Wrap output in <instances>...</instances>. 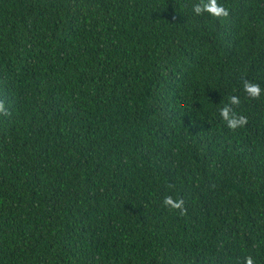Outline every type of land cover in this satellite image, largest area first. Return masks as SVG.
<instances>
[{"label":"trees","instance_id":"trees-1","mask_svg":"<svg viewBox=\"0 0 264 264\" xmlns=\"http://www.w3.org/2000/svg\"><path fill=\"white\" fill-rule=\"evenodd\" d=\"M198 2L0 0V264H264V0Z\"/></svg>","mask_w":264,"mask_h":264},{"label":"clouds","instance_id":"clouds-1","mask_svg":"<svg viewBox=\"0 0 264 264\" xmlns=\"http://www.w3.org/2000/svg\"><path fill=\"white\" fill-rule=\"evenodd\" d=\"M193 12L196 15L207 13L217 19L227 18L230 15L229 9L218 3V0H199L198 3L193 5ZM242 84L244 93L250 99H259L262 92H264V89L257 82L245 78ZM240 103V97L232 95L229 97L228 103L219 108V115L229 130L236 131L248 123L246 115L238 114L234 110V106H238ZM4 114H8V109L5 107L4 101L0 100V115ZM168 187L173 188L174 185L170 184ZM162 205L170 210H177L180 215H185L187 212L185 201L182 197L174 198L172 195H166L162 200ZM242 264H255V259L251 254L245 255Z\"/></svg>","mask_w":264,"mask_h":264}]
</instances>
